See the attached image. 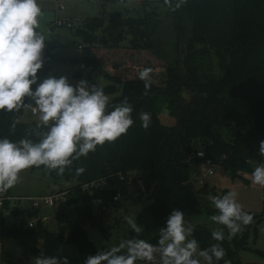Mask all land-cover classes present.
I'll return each instance as SVG.
<instances>
[{
    "label": "trees",
    "instance_id": "obj_1",
    "mask_svg": "<svg viewBox=\"0 0 264 264\" xmlns=\"http://www.w3.org/2000/svg\"><path fill=\"white\" fill-rule=\"evenodd\" d=\"M164 14L172 22L175 37V46H171L169 54L161 51L154 41ZM106 16L107 19L103 15L85 21L76 30L85 46L81 47V57L69 61L87 64L92 72L97 71L101 64L94 48L98 45L117 49L129 39L133 51H150L164 61L167 79L163 85L152 81L145 95L144 82L138 76L130 79L106 75L109 84L103 87L105 94L116 95L109 108L126 97L133 107L132 127L114 143L97 146L95 152L74 161L63 175L43 166L32 167L47 171L56 184L64 181L72 187L67 192L65 207L56 213L58 232L41 224L35 229L6 227L4 213L0 211L1 240H14L23 248V260L14 263L5 259L6 264H35L36 257L42 254L67 257L70 264H84L87 256L111 247L98 248L84 226H95L105 235L103 216L117 204L114 198L117 195L132 198L144 189L151 190V203L137 218L143 227L138 238L156 244L159 229L165 226L173 209L183 211L190 224L202 215L206 207L204 195L211 191L193 187L195 169L210 161L222 166L235 180L242 172L252 173L254 163L264 161L259 154L260 141L264 140V0H187L175 11L163 0H143L138 17L124 18L117 13ZM54 51L53 45L45 44L38 82L50 74ZM185 90L193 95L190 105L183 103ZM141 112L151 114L147 130L141 126ZM22 113L23 110L1 112L0 138L18 142L26 138L29 130L40 131L35 123L19 121ZM163 115L175 118L176 125H163L160 120ZM16 120L19 123L12 131L10 125ZM199 151L204 153L203 159L196 156ZM78 167L85 169L80 175L76 174ZM139 170L147 172L144 189L131 177ZM96 205L101 215L94 212ZM214 213L217 211L210 214ZM263 218L264 188L261 215L253 216V222L237 235L215 241L209 228L197 225L193 238L201 250L221 244L226 255L214 264H244L240 252L250 249V238L252 234L256 237ZM136 237L130 231L122 240ZM146 263L137 261V264Z\"/></svg>",
    "mask_w": 264,
    "mask_h": 264
},
{
    "label": "clouds",
    "instance_id": "obj_2",
    "mask_svg": "<svg viewBox=\"0 0 264 264\" xmlns=\"http://www.w3.org/2000/svg\"><path fill=\"white\" fill-rule=\"evenodd\" d=\"M187 0H163L173 11ZM43 16L39 0H0V111L30 112L36 117L37 132L28 131L26 138L14 142L0 138V195L8 192L20 180V174L32 167L43 166L63 175L74 161L95 152L97 146L114 143L126 135L134 121L133 107L125 97L111 109L110 97L103 87L89 85L81 79L74 86L68 78L49 76L38 82V71L44 65L43 52L46 36L41 28ZM152 69L139 71L145 95L151 88ZM35 85V89H33ZM141 126L147 130L151 114L141 112ZM18 120L10 128L15 131ZM31 136H36L34 141ZM259 154L264 157V140ZM84 168H76L80 175ZM251 182L264 187V163L255 167ZM217 214L210 221L228 230L229 238L253 222V216L237 201L236 193L210 196ZM114 199L119 200L116 196ZM136 238L121 240L117 245L103 248L85 258L84 264H137V261L159 264H214L222 260L225 249L216 243L201 250L193 238L194 227L185 220V213L173 209L165 226L159 229L156 244L138 238L143 227L132 217L127 218ZM213 240L223 241V230H213ZM35 264H70L67 257L40 255Z\"/></svg>",
    "mask_w": 264,
    "mask_h": 264
},
{
    "label": "rangeland",
    "instance_id": "obj_3",
    "mask_svg": "<svg viewBox=\"0 0 264 264\" xmlns=\"http://www.w3.org/2000/svg\"><path fill=\"white\" fill-rule=\"evenodd\" d=\"M143 0H39L43 11L40 18L41 28L46 36L45 44L53 45L56 49V56L50 61L52 69L47 76L57 78L65 76L72 85H76L81 79L87 80L89 85L96 83L101 87L109 84L106 75L121 76L125 78H134L138 76L140 70L151 68L152 81L157 85H163L166 81V64L157 59L150 51L135 52L129 47V39L122 42L117 49H108L101 46L94 48V53L101 64V69L91 72L83 71L82 64H74L69 60L81 57L82 48L85 44L82 38L76 33L77 29L83 27L84 22L94 18H100L105 15L106 19L111 13L120 14L122 17H138L142 12ZM105 13V14H104ZM57 20H71L73 29L56 28L54 23ZM163 22L155 34L154 41L161 51L170 53L172 45L175 46V37L172 33V22L164 14ZM101 35V31L98 32ZM181 58V54L177 55ZM62 60H67L66 62ZM86 67L87 64H85ZM78 73L80 76L75 77ZM46 77V78H47ZM184 104L190 105L193 101V95L189 91H184ZM110 102L116 95H108ZM3 111H0V114ZM161 123L167 127L176 125V119L163 115L160 117ZM19 121L25 123H35L36 117L30 112L25 111L19 116ZM259 155V154H258ZM264 163V161L262 162ZM262 163H254L258 166ZM215 170L213 176H204L208 167L201 169L198 167L193 171L192 185L196 190L206 188V207L202 215L191 222L193 227L202 225L213 230H223L225 238H229L228 230L222 226L210 221L211 211H217L211 203L210 196H222L229 191L236 193L237 201L243 206V209L253 216L261 215L263 211V188L251 182V173L242 172L241 177L233 180L222 166H212ZM132 179L145 188L147 172L139 170L131 175ZM72 185L66 182L55 183L47 171L42 169L33 170L29 168L20 174L19 182L11 189L9 194L15 199L19 198H42L55 194H64L70 191ZM63 196V195H62ZM151 203V190L149 192L142 190V194L132 198H120L116 205L107 210L103 216V226L106 234L103 235L100 230L91 225H85L84 229L89 239L98 247L117 245L124 237L132 231L127 224V218L132 217L136 220L143 209ZM66 204V196L61 197L55 206H45L38 209V212L32 210L30 204L26 201H12L7 207L0 208L4 213V225L12 227L13 225L24 226L27 222L35 220L36 214L47 216L50 220L46 224L52 232H58V223L56 218L57 211L63 209ZM27 212L28 218L24 217ZM94 212L101 215L99 205H96ZM217 214V213H214ZM213 215V214H212ZM67 232V228H65ZM250 249L241 251L240 256L244 264H264V218L257 226V235L252 234L249 241ZM3 246V247H2ZM5 259L14 263L23 260V248L14 240L2 241L0 237V264H6ZM146 264H159V261L148 262ZM202 264L204 262L202 261Z\"/></svg>",
    "mask_w": 264,
    "mask_h": 264
},
{
    "label": "built area",
    "instance_id": "obj_4",
    "mask_svg": "<svg viewBox=\"0 0 264 264\" xmlns=\"http://www.w3.org/2000/svg\"><path fill=\"white\" fill-rule=\"evenodd\" d=\"M54 26L56 28H70L73 29V24L71 22V20H57L54 23ZM81 69L83 71L85 70H90L92 72V68L91 67H86L84 64H82ZM32 115V114H31ZM33 116V115H32ZM198 158L203 159L204 158V153L202 151H199L196 155ZM264 158V157H263ZM212 166H216L213 165L210 161H207L205 163H203L201 166V169H205L206 167H208V171L205 172L203 174L204 176H213L215 174V170L214 168H212ZM140 185V184H139ZM134 189V188H133ZM63 195V196H62ZM55 194L49 197H42V198H19V199H15L13 197L10 196L9 191L3 195H0V208H3L5 206L6 203L10 204V202L15 201V202H22V201H26L30 204L31 208L33 211L38 212V209L45 207V206H50L53 207L55 206V202H57L59 199H61V197L64 198V196H67V193L64 194ZM121 198L120 195H117ZM115 202H118L119 200L114 199ZM36 219L27 222L24 227L26 229H35L36 227H38L39 224L46 226V224L49 222V218L47 216H40L38 213L36 214ZM24 217L28 218L29 215L27 214V212L24 213Z\"/></svg>",
    "mask_w": 264,
    "mask_h": 264
},
{
    "label": "crops",
    "instance_id": "obj_5",
    "mask_svg": "<svg viewBox=\"0 0 264 264\" xmlns=\"http://www.w3.org/2000/svg\"><path fill=\"white\" fill-rule=\"evenodd\" d=\"M54 54H55V56H56V49H55V51H54ZM25 112V110H23V113ZM3 247V246H2Z\"/></svg>",
    "mask_w": 264,
    "mask_h": 264
},
{
    "label": "water",
    "instance_id": "obj_6",
    "mask_svg": "<svg viewBox=\"0 0 264 264\" xmlns=\"http://www.w3.org/2000/svg\"><path fill=\"white\" fill-rule=\"evenodd\" d=\"M182 100H183V103H184V94L182 95Z\"/></svg>",
    "mask_w": 264,
    "mask_h": 264
}]
</instances>
